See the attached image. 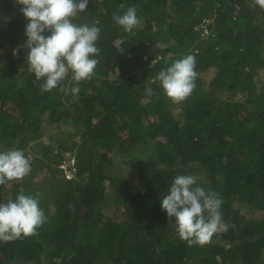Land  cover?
<instances>
[{"label":"trees","instance_id":"obj_1","mask_svg":"<svg viewBox=\"0 0 264 264\" xmlns=\"http://www.w3.org/2000/svg\"><path fill=\"white\" fill-rule=\"evenodd\" d=\"M263 72L264 0H0V264H264Z\"/></svg>","mask_w":264,"mask_h":264},{"label":"rangeland","instance_id":"obj_2","mask_svg":"<svg viewBox=\"0 0 264 264\" xmlns=\"http://www.w3.org/2000/svg\"><path fill=\"white\" fill-rule=\"evenodd\" d=\"M208 21H206V23H207ZM204 27H205V33H208V31H209V28H208V26L206 27V24L204 25ZM262 77L264 78V72H263V74H262ZM61 129H62V126H59L58 124H52L51 126H47L46 128H45V133H44V136H43V138L44 139H46L47 141H48V138H52L53 140L54 139H57V136H58V133L61 131ZM76 137V139H77V141H78V143H80L81 142V139H80V137L78 136V135H76L75 136ZM75 140V139H74ZM71 151H69V152H67L66 153V156L68 157V156H71ZM81 155H80V160L82 161L84 158H82V156L83 155H85V154H87V153H80ZM33 155H35V152H32L31 153V156H33ZM116 156V155H115ZM74 159H76V157L75 158H71L70 160H68V161H65V162H62V166L64 167V168H68V163H69V161L71 162V163H74ZM76 161V160H75ZM129 165L130 164H128V163H126L124 160H123V157L122 156H120V154H118V160L116 161V164L114 165V167H115V169H116V173H119L120 171H122V172H125L126 170H129ZM117 169H119V170H117ZM34 171H35V169H34ZM67 173H69V170L67 169ZM113 173H115V171L113 172ZM199 261H189L188 263L189 264H196V263H198Z\"/></svg>","mask_w":264,"mask_h":264}]
</instances>
